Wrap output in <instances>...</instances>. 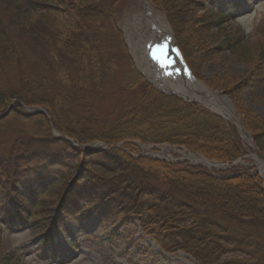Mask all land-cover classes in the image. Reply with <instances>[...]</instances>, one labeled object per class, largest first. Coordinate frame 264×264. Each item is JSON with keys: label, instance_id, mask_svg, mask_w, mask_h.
I'll use <instances>...</instances> for the list:
<instances>
[{"label": "trees", "instance_id": "1", "mask_svg": "<svg viewBox=\"0 0 264 264\" xmlns=\"http://www.w3.org/2000/svg\"><path fill=\"white\" fill-rule=\"evenodd\" d=\"M122 1L0 0V113L14 102L0 121V216L6 228H29L47 245L63 218L84 220L96 207L102 221L129 227L134 219L163 252L184 253L196 264H264V190L257 174L232 169L214 177L200 167L131 157L140 152L135 141L181 146L232 164L245 151L220 118L148 87L151 96L145 87L129 107L97 120L93 100L110 82L102 59L104 25ZM209 1L149 3L185 48L198 47V63L226 50L249 67L243 83H214L216 88L232 98L250 89L264 105V36L254 46L230 37L224 47L204 49L211 21L198 14ZM20 104L42 108L51 126ZM233 108L264 161V122ZM13 125L18 128L8 136ZM51 128L80 145L122 144L128 154L110 149L85 155Z\"/></svg>", "mask_w": 264, "mask_h": 264}, {"label": "rangeland", "instance_id": "2", "mask_svg": "<svg viewBox=\"0 0 264 264\" xmlns=\"http://www.w3.org/2000/svg\"><path fill=\"white\" fill-rule=\"evenodd\" d=\"M198 15L207 16L211 21L210 31L202 44L206 50L224 47L230 37L236 40L242 37L243 44L254 46L258 37L264 36V0H210ZM152 16L162 19L161 12L152 7L148 0H123L114 7L111 19L105 22L107 50L102 59L108 63L110 82L103 90V96L94 99L92 103L98 121L129 107L130 101L140 97L141 88L146 87L147 93L152 96L145 80L141 78L143 76L136 58L141 34L152 32V28L148 27ZM225 18L227 21H223ZM258 31L262 32L261 35H257ZM178 42L197 78L219 91L230 107L237 105L242 116L252 112L264 122V105L252 99L250 89H244L235 98L227 95L224 90L244 82L249 72L247 65L232 58L226 50L217 59L200 64L197 62L198 47L185 48L180 40ZM214 83L224 88H216ZM202 107L220 118L232 138L242 143L245 155L234 168L238 171H258L251 157H258V153L250 150L248 135L238 133L234 123L219 113L207 106ZM16 128L18 126L13 125L7 135L12 134ZM139 147L147 158L163 161L181 159L185 152L168 144ZM182 161L189 163L188 160ZM230 169L231 166L224 165L219 172L232 173ZM206 170L214 175L218 172L214 169ZM212 218L222 222L216 215ZM52 238L51 245H43L40 235L35 231L9 230L0 216V264H196L183 253L170 255L160 250L153 237H148L137 222L131 221L129 227L112 226L103 222L99 212L93 209L88 210L85 220L65 218L61 230H55Z\"/></svg>", "mask_w": 264, "mask_h": 264}, {"label": "bare ground", "instance_id": "3", "mask_svg": "<svg viewBox=\"0 0 264 264\" xmlns=\"http://www.w3.org/2000/svg\"><path fill=\"white\" fill-rule=\"evenodd\" d=\"M148 14L151 15L150 12H147ZM147 14V15H148ZM155 18V20H157V24L153 23L154 26L156 28H158L159 26H161V22L159 20V18L157 16H153ZM191 98L194 96L193 94H190ZM221 98V97H219ZM204 100V99H203ZM206 100L209 102L208 104L210 105V107H212V109H215L217 112H219L220 114L223 115L224 118L228 119V120H232L235 119L234 115L232 113V110H230L229 107H223L218 103V99L215 96H212V98L210 97H206ZM205 101V100H204ZM206 102V101H205ZM93 147V146H92ZM253 160H255V162L257 163V167H258V171H260V173L262 174L263 178H264V172H263V168H262V164L260 161H258V159L256 158V156H251ZM182 159H186L188 161H190L191 163H195V164H199L201 166H203L204 168L207 169H215V170H220L221 166L213 163V162H209L205 159H203L202 157H198V156H194L191 154H184L182 155ZM89 264V263H87Z\"/></svg>", "mask_w": 264, "mask_h": 264}, {"label": "water", "instance_id": "4", "mask_svg": "<svg viewBox=\"0 0 264 264\" xmlns=\"http://www.w3.org/2000/svg\"><path fill=\"white\" fill-rule=\"evenodd\" d=\"M11 106H9V108H10ZM8 108V109H9ZM27 111H29V110H31V112L33 111H36V113H38V114H42V115H44L45 116V112L43 111V110H41V109H38V108H34V109H26ZM30 112V111H29ZM6 115V112L5 113H3L2 115H0V119L1 118H3L4 116ZM92 152H94V151H88L87 153H92ZM259 159L262 161V159L259 157ZM262 163H263V161H262Z\"/></svg>", "mask_w": 264, "mask_h": 264}]
</instances>
